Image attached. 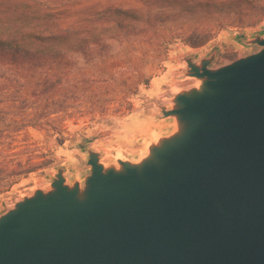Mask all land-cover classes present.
<instances>
[{
  "label": "water",
  "instance_id": "water-1",
  "mask_svg": "<svg viewBox=\"0 0 264 264\" xmlns=\"http://www.w3.org/2000/svg\"><path fill=\"white\" fill-rule=\"evenodd\" d=\"M240 40L261 49L184 58L196 83L140 158L86 147L88 174L0 210V264H264V33Z\"/></svg>",
  "mask_w": 264,
  "mask_h": 264
},
{
  "label": "rangeland",
  "instance_id": "rangeland-1",
  "mask_svg": "<svg viewBox=\"0 0 264 264\" xmlns=\"http://www.w3.org/2000/svg\"><path fill=\"white\" fill-rule=\"evenodd\" d=\"M204 1L230 0H71L52 9L62 28L103 32L102 45H94L91 56L77 51L71 62L59 65L60 99L68 114L49 116L53 129L1 131L0 210L12 207L35 188L48 187L60 166L70 181L88 174L86 147L103 153L104 160L138 159L145 154L148 142L173 129V121L158 118L159 106L169 105L178 90L196 83L184 77L186 56L199 60L217 51L211 65L216 68L260 51L240 39L264 33V17L241 22L235 13L228 16L203 9ZM116 10L151 15L152 24L142 34L125 38L116 29V20L121 19L112 12ZM155 16L162 18L154 22ZM34 75L19 79L17 85L43 77ZM44 90L39 86L34 94L13 91L16 101L0 105L5 109L0 130L7 129L14 117L21 120L32 112H44L48 94Z\"/></svg>",
  "mask_w": 264,
  "mask_h": 264
},
{
  "label": "trees",
  "instance_id": "trees-1",
  "mask_svg": "<svg viewBox=\"0 0 264 264\" xmlns=\"http://www.w3.org/2000/svg\"><path fill=\"white\" fill-rule=\"evenodd\" d=\"M69 1L71 0H0V98L3 97L0 105L6 106L11 101H16L12 100L13 91H21L19 94H22L23 90L33 91L30 93L34 94L40 86L48 93L44 112H32L21 120L14 117L9 127L0 130V133L6 130L10 134H20L29 127L50 130L53 127L49 116L68 114L65 101L60 99L63 88L57 69L63 61L71 62L73 54L77 51L91 56L94 52L93 46H101L104 37L103 32L93 28L77 30L60 26L59 20L51 15L52 9ZM157 1L168 3L167 0ZM201 7L212 13L228 16L235 13L239 21L246 20V23H254L257 18L264 17V0L204 1ZM112 12L120 15L121 19L116 20V29L122 32L125 38L130 39L133 34H142L143 29L152 24L151 15L140 16L131 10ZM161 18L155 16L154 22ZM202 43L193 42L195 46ZM31 74L34 77V74L43 77L33 84L28 81L21 86L17 85L19 79H28L32 77ZM4 115L5 109L0 108V121L5 119Z\"/></svg>",
  "mask_w": 264,
  "mask_h": 264
}]
</instances>
